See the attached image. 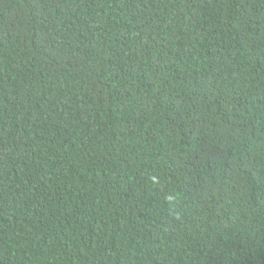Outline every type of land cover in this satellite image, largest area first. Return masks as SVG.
I'll return each instance as SVG.
<instances>
[{"label":"trees","instance_id":"1","mask_svg":"<svg viewBox=\"0 0 264 264\" xmlns=\"http://www.w3.org/2000/svg\"><path fill=\"white\" fill-rule=\"evenodd\" d=\"M0 264H264V0H0Z\"/></svg>","mask_w":264,"mask_h":264}]
</instances>
